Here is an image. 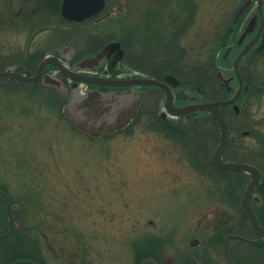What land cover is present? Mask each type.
<instances>
[{"label": "rangeland", "instance_id": "374dc122", "mask_svg": "<svg viewBox=\"0 0 264 264\" xmlns=\"http://www.w3.org/2000/svg\"><path fill=\"white\" fill-rule=\"evenodd\" d=\"M234 3L107 0L99 14L71 25L79 30L71 42L83 50L89 42L127 39L142 61L127 75L162 74L177 61L185 70H201ZM33 7L30 0H0V70L29 67V52L41 44L70 41L71 32L55 33L56 25L68 28L67 21L41 18ZM68 100L67 85L57 90L0 78V188L17 206L14 230L31 240L25 251L44 264H139L147 253L159 264H188L192 257L229 264L223 232L251 236L239 206L248 178L216 173L207 164L217 145L218 133L210 146L204 141L215 134L213 121L203 139L189 141L188 133L168 127L162 133L163 101L147 98L132 105L120 126L90 133L72 120ZM246 108V115L263 118L264 104ZM225 115L233 129L240 124L229 108ZM233 150L232 144L228 157ZM229 245L235 264H264V242L230 239ZM13 252L11 243L0 244V264Z\"/></svg>", "mask_w": 264, "mask_h": 264}, {"label": "flooded vegetation", "instance_id": "af4514ba", "mask_svg": "<svg viewBox=\"0 0 264 264\" xmlns=\"http://www.w3.org/2000/svg\"><path fill=\"white\" fill-rule=\"evenodd\" d=\"M32 1L34 2L35 7H33L34 9H31V11L33 10V13L40 15L41 18H45V16L49 17L50 15L52 16V19H54L56 16H59L61 20L67 21L69 27L65 28V25H56L55 33L58 31L62 34L71 32V38L69 39V42H64V40L60 39L61 41L55 43L51 47H46L45 45L44 47L43 44H41L40 47L29 52L28 59L26 60L29 67H26L25 65H15L17 70L34 74L40 60L48 54L68 56V65L74 70H82V67L87 66L91 69H99L96 71L102 72L100 69L106 62H109L106 64L107 70H105L108 75H114L116 72L118 73V69L126 68L125 65H122V58L115 61L113 66L110 65L111 61H107L105 57L97 60L91 59L80 64V61L83 58L93 56L100 52L105 43L102 45L93 43V46H90L89 42L87 45L85 44L83 50H80L76 44L71 42L74 40V36L79 32L77 28L78 26L72 28L71 25H77L80 22L66 20L61 16V0H30V3ZM227 15L226 27L223 29V32L218 35L216 40L211 39V42L214 41L211 46L213 48H210L207 52L209 55V53L215 49L212 70L215 77L211 80L210 78H205L202 82V88L200 89L197 87V89L199 88L200 90V95L197 93L193 96L186 97L182 92L183 90L181 89L180 80L171 72L158 75H151L145 72L140 73L146 76H153L160 81L166 82L174 93V104L176 106H183L191 102H201L211 99H228L236 95V98L232 103L222 107L224 114L226 108H229V110L233 112L236 122H240V124L233 129V126L231 127V124L227 119L230 130L229 140L232 139L233 141L234 155L228 157L226 149L223 155V160L249 163L255 165L260 170L261 181L251 199L254 208L257 209L259 202L264 201V133H262L261 130V127H264V114L261 115L263 117L262 119H256V115L253 114V112L246 115L245 108L247 105L251 104H264V0H235L233 7L229 10ZM86 50L89 51L87 52ZM237 57H239V60L236 64V71L234 69V62ZM44 71H51L54 73L62 80L63 85H67L68 90H70V81H68L61 72L51 66L46 67ZM168 75H172L174 81L166 80ZM63 85L60 88L56 87L55 89L60 90L63 88ZM207 87H212L214 89L210 92L207 90ZM138 90L141 91V89ZM142 91L143 94L141 101L147 98L150 101H163V110L157 114V118H159L160 132L163 133L164 130H166L161 128L164 121L170 125L174 124L183 127L185 129V132L183 133H188L189 141L195 139L193 132L197 127L198 129H201V139H203V130L213 119L210 112H191L189 113V116L180 115L174 117L165 111L164 103L166 100V93L164 90L156 87H142ZM234 105H236V107H234ZM204 117L205 119H203ZM209 117L212 119L209 120ZM242 122L244 124H242ZM217 133L218 142L219 132ZM215 136L216 135L214 134L211 140L206 136L204 141L210 146ZM210 163L212 165L211 157ZM210 163L208 164L210 165ZM211 167L216 170L213 165ZM236 173L243 174L247 176V178L249 177L245 172ZM261 211H264V209L262 208ZM223 236L224 234L222 235V238ZM149 258L159 264L154 256H150ZM142 261L143 260H141L140 263ZM196 261L206 264L203 261L197 260L195 257H192L189 264Z\"/></svg>", "mask_w": 264, "mask_h": 264}, {"label": "water", "instance_id": "95a60500", "mask_svg": "<svg viewBox=\"0 0 264 264\" xmlns=\"http://www.w3.org/2000/svg\"><path fill=\"white\" fill-rule=\"evenodd\" d=\"M105 6V0H62L61 14L64 18L74 21H82L99 11ZM123 48L120 41H111L104 45L102 50L95 54L93 57L85 58L80 61V64L87 62L91 59L97 60L105 57L106 60L111 59V66L115 61L120 60L123 55ZM61 56V57H60ZM47 55L39 62L36 72L33 75H26L20 71L15 70L14 67H9L0 70V78L17 79L22 82H35L41 80L44 85L61 87L62 81L49 72H44L47 66H53L60 71L65 77L70 79V87L72 94L66 104L65 109H68L73 121L78 125L81 130H87L90 133L103 130L106 128H115L120 126L123 121L133 111L134 103H139L143 91H139L135 87L153 86L160 88L166 93L165 110L173 116L185 115L196 111H209L219 130V140L214 149L211 157L213 166L219 171H240L249 175V180L240 197L239 205L242 212L249 220L250 229L253 237H245L238 234H227L223 238V246L225 248L230 264H234L231 253L227 245L228 238H238L246 241H259L264 240V226L255 211L250 206V201L254 194L255 189L261 181V173L259 169L252 164L234 161L223 160V155L227 147L229 138V125L222 112V106L232 103L236 95L228 99H214L204 102H192L183 106H176L174 104V93L167 85L166 82L160 81L153 77H131V78H107L102 76H95L91 74H81L75 72L67 65L68 57L63 55ZM239 57L234 62V69ZM166 80H173L171 75L166 77ZM79 83H83L88 87L83 93H80L76 88ZM99 87H127L126 89H111L101 90ZM133 105V106H132ZM135 105V106H136ZM236 107V105H234ZM120 123V124H119ZM101 128V129H100ZM0 194L4 197L8 211L9 225L5 232L0 234V239L7 237L16 226L13 218V210L16 209V204H12L7 194L0 189ZM198 240H192V244H196ZM150 262L156 264L151 259L144 260L141 264ZM11 264H40L30 259H17ZM193 264H202L194 262Z\"/></svg>", "mask_w": 264, "mask_h": 264}, {"label": "trees", "instance_id": "16d2710c", "mask_svg": "<svg viewBox=\"0 0 264 264\" xmlns=\"http://www.w3.org/2000/svg\"><path fill=\"white\" fill-rule=\"evenodd\" d=\"M179 31H180V28H179ZM161 32H163L162 29H161ZM121 42H122V45L124 46V50H125L124 57H123L125 63L127 65H129L130 67H138V68L141 67L140 66L141 62H142L141 61V56L138 55L131 48V46L128 44L129 41L126 39V42L123 41V40ZM211 46H210V48H213ZM214 54H215V49L212 50V52L209 53L207 61L203 63V65L201 67L202 68L201 70H194V71L193 70H191V71L185 70V66L180 64V63H177L178 62L177 61L175 63V65L170 64V65H173V67L170 68L171 70H169V71L166 70V71L161 72V73L162 74H164L166 72L173 73L180 80L181 89L190 88L191 92H194L195 94L198 93V95H200L199 88L200 89L202 88V86H203L202 82L204 81V79L205 78H207V79L210 78V80H211V79H214V77H215V74L212 71L213 70ZM165 67H169V66L166 65ZM197 87H199V88L197 89ZM212 89H214V88H212ZM212 121H213V119H212ZM213 125H214V128H215V135H216L217 134V129H216V125H215L214 121H213ZM162 127H168V128L171 129V131L185 132V129L183 127H181L179 125H174V124L170 125V124H168V123H166L164 121H163V126ZM193 135H195V137H200L201 138V135H202L201 129H198L196 127V129L193 132ZM232 144H233V141L231 139L228 142V148H227V153H226L227 155L230 153V151L232 149ZM209 153H210V150H209ZM209 153H208V157H207V160H206L207 164L210 163V160L208 161ZM215 172L219 173L217 171H215ZM220 174H223V173H220ZM235 174H238V173H235ZM238 175H240V174H238ZM243 179H244V176H243V174H241V180L243 181ZM252 205H253V203H252ZM5 208H6V204H5L4 198H3L2 195H0V212L2 214V216L0 217V221L5 222V224H3V225L7 226L6 225L7 215H6V209ZM263 209H264V204H263ZM255 210H256L260 220L264 224V211H261L259 208H257V209L255 208ZM243 217H244V219H246V217L244 215H243ZM4 230L5 229H2L0 231V233H2ZM228 232H233V231H227L225 233H228ZM223 234H224V232H223ZM6 243H8V244L11 243L12 244V248H13L14 252H13L12 255H10L9 259H6L5 264H10L12 261H14L15 259H18V258H29V259H32V260H35V261L43 263L42 260L39 259V256L32 255V254L27 253L25 251L29 247V245L31 243V240L25 239L21 235L19 230H13L12 233L9 236H7L6 238H3V239L0 240V244H6ZM146 247H148V245L144 246V248H146ZM230 250H231V247H230ZM152 256H154V255L152 254ZM145 257H147V254L141 256L139 258V261L141 259L145 258ZM183 264H185V263H183Z\"/></svg>", "mask_w": 264, "mask_h": 264}]
</instances>
